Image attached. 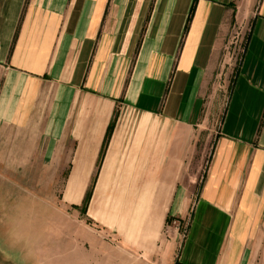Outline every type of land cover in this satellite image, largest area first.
I'll use <instances>...</instances> for the list:
<instances>
[{
	"label": "crops",
	"instance_id": "crops-1",
	"mask_svg": "<svg viewBox=\"0 0 264 264\" xmlns=\"http://www.w3.org/2000/svg\"><path fill=\"white\" fill-rule=\"evenodd\" d=\"M0 139L89 196L57 264L264 260V0H0Z\"/></svg>",
	"mask_w": 264,
	"mask_h": 264
},
{
	"label": "rangeland",
	"instance_id": "rangeland-1",
	"mask_svg": "<svg viewBox=\"0 0 264 264\" xmlns=\"http://www.w3.org/2000/svg\"><path fill=\"white\" fill-rule=\"evenodd\" d=\"M249 21L246 18L242 23L245 32ZM239 24L241 20L236 21L233 32ZM23 153L8 149L5 139H0V264H57V226L69 236L72 222H78L85 232L86 197L76 212L64 198L66 183L56 179V168L40 164L41 151H29L28 165L15 164ZM253 264H264L262 250Z\"/></svg>",
	"mask_w": 264,
	"mask_h": 264
},
{
	"label": "built area",
	"instance_id": "built-area-1",
	"mask_svg": "<svg viewBox=\"0 0 264 264\" xmlns=\"http://www.w3.org/2000/svg\"><path fill=\"white\" fill-rule=\"evenodd\" d=\"M243 33H246L243 29V25L242 24H239V27L237 30H234V32L232 33V37L230 39V42H229V46H239V47H243L244 45V36L245 34L243 35ZM172 226L175 230L179 231L180 232V235L182 238H184L187 234V229L186 227L181 230V223L180 221L175 218L173 221H172ZM169 230L166 229V232H168Z\"/></svg>",
	"mask_w": 264,
	"mask_h": 264
},
{
	"label": "trees",
	"instance_id": "trees-1",
	"mask_svg": "<svg viewBox=\"0 0 264 264\" xmlns=\"http://www.w3.org/2000/svg\"><path fill=\"white\" fill-rule=\"evenodd\" d=\"M112 126H113V123L110 124L109 130H108V133H107V135H106V140H105V142H107V140H108V138H109V135H110V132H111ZM104 145H105V143H104ZM103 151H104V149H102V153H103ZM100 158H101V156H100ZM88 194H89V193H88ZM88 199H89V196L87 195V196H86V199H85V200H86V202H85L86 205H87Z\"/></svg>",
	"mask_w": 264,
	"mask_h": 264
}]
</instances>
